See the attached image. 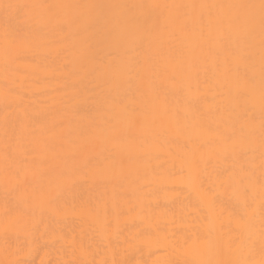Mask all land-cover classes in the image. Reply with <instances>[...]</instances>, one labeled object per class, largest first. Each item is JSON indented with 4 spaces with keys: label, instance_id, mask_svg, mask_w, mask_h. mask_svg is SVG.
I'll return each mask as SVG.
<instances>
[{
    "label": "bare ground",
    "instance_id": "1",
    "mask_svg": "<svg viewBox=\"0 0 264 264\" xmlns=\"http://www.w3.org/2000/svg\"><path fill=\"white\" fill-rule=\"evenodd\" d=\"M36 243L264 264V0H0V264Z\"/></svg>",
    "mask_w": 264,
    "mask_h": 264
},
{
    "label": "rangeland",
    "instance_id": "2",
    "mask_svg": "<svg viewBox=\"0 0 264 264\" xmlns=\"http://www.w3.org/2000/svg\"><path fill=\"white\" fill-rule=\"evenodd\" d=\"M17 239L15 238L16 242H18V243H20L19 241L22 240L21 238H17ZM4 240H7V239L5 238ZM4 240H3V242H7V241H4ZM10 242H14V239H13V241L9 239V242L8 243H10ZM37 242H40V241H37ZM42 246L44 247V245H42L41 243L40 244L39 243H36V247L32 251L31 257H29L26 260H23L21 258H18V261H20V262L17 263V264H23V263L24 264H45V263L39 262L40 252H41V250H43ZM19 259H21V260H19ZM22 260H23V262H21ZM51 263H52V257H49L48 260H47V262H46V264H51Z\"/></svg>",
    "mask_w": 264,
    "mask_h": 264
}]
</instances>
